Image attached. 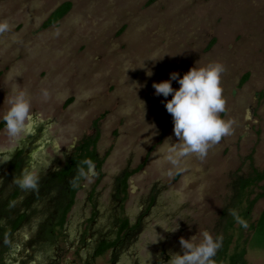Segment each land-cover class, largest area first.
Instances as JSON below:
<instances>
[{
    "label": "rangeland",
    "instance_id": "obj_1",
    "mask_svg": "<svg viewBox=\"0 0 264 264\" xmlns=\"http://www.w3.org/2000/svg\"><path fill=\"white\" fill-rule=\"evenodd\" d=\"M65 2L70 10L44 27ZM0 21L10 25L0 34V115L13 90L28 94L32 112L23 138L13 142L0 129V165L32 137L26 151L31 166L61 159L98 120L96 149L106 155L102 177L97 185L92 175L81 182L72 228L90 214L85 206L92 191L100 215H110L115 177L144 162L129 178L122 203L130 222H142L119 264H167L159 263L161 253L168 259L180 253L179 238L202 231L213 236L231 177L247 173L248 157L254 168L264 167V0H0ZM211 61L224 66L220 115L232 123L231 135L203 158L170 159L164 140L176 139L171 116L151 85ZM171 87L179 85L172 81ZM258 187L264 190V183ZM263 206L264 198L252 207L245 237L251 239L248 226ZM175 221V232L161 228ZM60 246L59 264H83L77 244ZM245 261L264 264V250L247 244ZM92 264H110L109 254Z\"/></svg>",
    "mask_w": 264,
    "mask_h": 264
},
{
    "label": "trees",
    "instance_id": "obj_2",
    "mask_svg": "<svg viewBox=\"0 0 264 264\" xmlns=\"http://www.w3.org/2000/svg\"><path fill=\"white\" fill-rule=\"evenodd\" d=\"M70 7L68 2L59 5L50 13L44 22V27L59 21ZM246 79L247 75L243 77L242 83ZM97 123L98 120H95L92 124L93 133L83 136L61 159H53L41 164L34 163L32 170L39 177L35 190L22 191L15 183L11 184L7 181L8 178L13 180L25 166L30 165L29 157L24 153L30 148L34 137L10 155L7 160L10 162L9 168L4 173L6 179L0 178V264H6V254L8 260L13 259L12 255L8 254L9 247H12L14 242H18L13 233L17 232L20 235L25 231H28L31 237L28 243L34 251L37 264H59L62 252L60 243L66 244L67 234L71 238L70 233L74 231L70 226L66 227V218L75 204V195L81 188L80 184L85 177L92 175L97 185L102 177L101 168L106 155L100 156L96 149L99 140ZM2 127L3 123L0 122V129ZM246 161L249 162L248 171L245 175L234 174L231 177L228 195L216 221L213 238L222 239L221 246L213 258V264H246V246L249 243L264 250V206L255 223L248 226L249 231L252 232L251 239L244 234L252 207L264 198V190L258 187L259 183H264V167L261 170L254 168L251 157ZM5 164L6 162L0 165V174ZM143 165L144 162L136 169H126L115 177L110 198L112 211L109 217L98 213L99 204L95 192L89 194L88 201L92 216L88 226L94 223L98 225L89 244V246L93 245L89 254L92 263L94 259L108 253L110 264H119L125 251L127 252L137 239L142 218L137 223L130 222L122 214V203L125 201L129 178ZM254 189H259L260 192L254 194ZM154 203L155 195H152L148 211ZM235 230L237 235L234 234ZM19 244L22 245L23 250L26 244ZM166 261L168 257L162 251L159 263Z\"/></svg>",
    "mask_w": 264,
    "mask_h": 264
},
{
    "label": "clouds",
    "instance_id": "obj_3",
    "mask_svg": "<svg viewBox=\"0 0 264 264\" xmlns=\"http://www.w3.org/2000/svg\"><path fill=\"white\" fill-rule=\"evenodd\" d=\"M9 29L7 21H0V34L8 32ZM162 57L163 55L151 60ZM223 72L224 66L216 61L202 66L195 63L182 75L171 72L167 80L152 83L154 95L165 98L163 107L172 120L175 142H170L171 138L164 140L167 143V151L171 154L170 159L189 155L203 158L209 148L223 137L231 135L232 123L220 115L225 111V100L220 86ZM145 74L151 76L152 73L147 70ZM172 81L179 87L173 89ZM44 95L46 98V94ZM169 95L171 98L167 99ZM140 102L144 110L143 102ZM31 118V101L28 94L25 91L13 90L6 111L0 115V122L3 123L7 137L13 142L23 138L28 131ZM38 180V174L34 170L25 168L13 178V183L22 191L35 190ZM176 221L175 226H159L167 232H175L178 229ZM157 239L156 234L153 243ZM221 239L220 237L214 239L207 231L200 232L199 236L194 234L188 239L179 238L181 251L171 253L167 264H213V258L221 246Z\"/></svg>",
    "mask_w": 264,
    "mask_h": 264
},
{
    "label": "flooded vegetation",
    "instance_id": "obj_4",
    "mask_svg": "<svg viewBox=\"0 0 264 264\" xmlns=\"http://www.w3.org/2000/svg\"><path fill=\"white\" fill-rule=\"evenodd\" d=\"M17 150L18 149H16L15 151H17ZM24 155L27 157L26 152L24 153ZM9 164H10V162H6L5 166H3V169L1 171L2 173L0 174V178L4 177V173L9 168ZM25 168L33 169L31 165L25 166ZM4 178L6 179V177H4ZM7 181L10 182L11 184L13 182V180H10L9 178L7 179ZM88 198H89V195H87L86 206H85L88 208V210H90L89 211L90 214L88 216L84 214V216H82L80 219L77 218L78 222L75 223V227H73V228H72L73 225L71 224L70 219H69L70 212L66 218V227L68 228L70 226L72 229H74L73 234H72L73 236L71 238H69L70 236H68V234H67V237L65 238L66 245H76V244L78 245V249L76 250L75 255L77 256L78 260L83 264H89V263L91 264V261L89 260V254L93 248L92 247L93 245L89 246V244L91 243L92 234L94 233V229H96V227H98V225L96 226L95 223L93 225L88 226V221L90 220V218L92 216V210L90 208ZM75 203H76V195H75ZM98 213H100V210H98ZM108 216H109V214H108ZM84 232H87V234H84ZM13 234H14L15 240H18L19 243H22L24 245L26 244V245L24 246V249L22 250L21 249L22 245L19 244L18 242H14L12 247H9V249H8V251H9L8 254H11L13 259L8 260L9 257H7V254H6L5 255L6 264H21V263L22 264L23 263H25V264H37V261L34 258V255H35L34 251L31 249L30 244L28 243L31 241V237H30L28 231L21 232L20 235L17 232H14ZM70 239H71V242H69ZM61 253H60L59 258H61ZM80 253H82L83 256H81Z\"/></svg>",
    "mask_w": 264,
    "mask_h": 264
}]
</instances>
